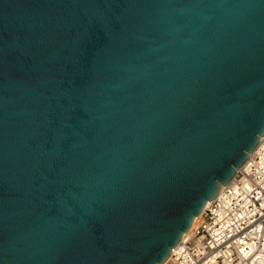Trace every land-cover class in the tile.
<instances>
[{
	"label": "water",
	"instance_id": "1",
	"mask_svg": "<svg viewBox=\"0 0 264 264\" xmlns=\"http://www.w3.org/2000/svg\"><path fill=\"white\" fill-rule=\"evenodd\" d=\"M264 136V0H0V264H162Z\"/></svg>",
	"mask_w": 264,
	"mask_h": 264
},
{
	"label": "built area",
	"instance_id": "2",
	"mask_svg": "<svg viewBox=\"0 0 264 264\" xmlns=\"http://www.w3.org/2000/svg\"><path fill=\"white\" fill-rule=\"evenodd\" d=\"M256 150L207 204L168 264H264V136Z\"/></svg>",
	"mask_w": 264,
	"mask_h": 264
},
{
	"label": "bare ground",
	"instance_id": "3",
	"mask_svg": "<svg viewBox=\"0 0 264 264\" xmlns=\"http://www.w3.org/2000/svg\"><path fill=\"white\" fill-rule=\"evenodd\" d=\"M257 150H255V152H256ZM255 152L254 153H252L251 155H250V157H253L254 156V154H255ZM201 216V215H200ZM196 220H197V218H196ZM196 220L194 221V223H193V225L191 226V229L195 226V223H196ZM191 229H190V231L188 232V233H186L185 234V236H184V238L185 237H187L189 234H190V232H191ZM169 261H170V257H169V259L167 260V261H165L164 263H162V264H168L169 263Z\"/></svg>",
	"mask_w": 264,
	"mask_h": 264
}]
</instances>
